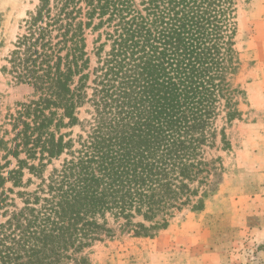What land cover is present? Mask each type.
Returning a JSON list of instances; mask_svg holds the SVG:
<instances>
[{
  "label": "trees",
  "instance_id": "1",
  "mask_svg": "<svg viewBox=\"0 0 264 264\" xmlns=\"http://www.w3.org/2000/svg\"><path fill=\"white\" fill-rule=\"evenodd\" d=\"M237 11L38 0L1 67L33 93L0 108V264H90L116 228L154 238L205 209L227 171L212 152L232 149L247 98Z\"/></svg>",
  "mask_w": 264,
  "mask_h": 264
},
{
  "label": "rangeland",
  "instance_id": "2",
  "mask_svg": "<svg viewBox=\"0 0 264 264\" xmlns=\"http://www.w3.org/2000/svg\"><path fill=\"white\" fill-rule=\"evenodd\" d=\"M37 2L0 0L3 111L33 93L31 86L15 83L1 67L21 21ZM237 14V49L242 61L238 82L247 98L241 105V118L227 126L232 149L212 152L224 157V184L203 211L185 208L154 238L135 237L116 228L113 237L86 251L90 264H264V0H238ZM86 117L83 112L81 118ZM52 168L49 165L45 175Z\"/></svg>",
  "mask_w": 264,
  "mask_h": 264
}]
</instances>
